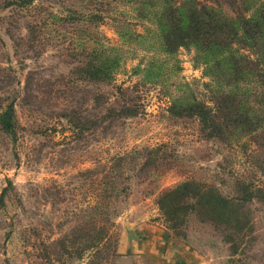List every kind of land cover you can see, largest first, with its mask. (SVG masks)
<instances>
[{
    "label": "rangeland",
    "instance_id": "rangeland-1",
    "mask_svg": "<svg viewBox=\"0 0 264 264\" xmlns=\"http://www.w3.org/2000/svg\"><path fill=\"white\" fill-rule=\"evenodd\" d=\"M11 1L23 0H0V109L13 100L20 128L13 141L0 127V264H117L113 248L101 247L107 262L87 249L91 213L103 224L107 210L120 240L129 222L165 225L157 205L165 188L196 180L235 196L237 181L264 182V142L207 140L197 119L169 114L174 99L192 94L213 106L211 77L195 49L168 58L122 38L154 28L137 16L142 0ZM111 48L121 56L113 79L92 80L82 67ZM153 56L166 61L156 82L136 71ZM117 156L126 160L111 173ZM154 161L155 173L145 166ZM247 208L255 240L236 257L223 233L195 214L178 231L205 264H264V202Z\"/></svg>",
    "mask_w": 264,
    "mask_h": 264
},
{
    "label": "trees",
    "instance_id": "trees-1",
    "mask_svg": "<svg viewBox=\"0 0 264 264\" xmlns=\"http://www.w3.org/2000/svg\"><path fill=\"white\" fill-rule=\"evenodd\" d=\"M34 1L8 4L27 6ZM223 2L233 8L235 16L227 14ZM140 3L141 7L136 9L138 18L150 22L154 28L146 27L145 33L124 31L122 38L168 58H175L181 48L195 49L197 65H203L205 74L211 77L212 84L208 86L213 106L192 94L174 99L169 114L179 119H197L207 140L218 139L230 146L234 142H264V90L259 92L254 88L255 85L264 88V0H142ZM96 51L82 69L92 80L111 81L121 56L114 53V48L101 51L100 55ZM158 60L153 56L148 67H138L137 73L144 72L147 81L160 80L166 61ZM123 113L135 115L137 110L125 107ZM0 127L13 141L18 139L20 124L13 100L5 102L0 109ZM125 160L124 156L114 158L109 171L112 173L114 167L123 166ZM156 165L159 166L157 161L145 163L154 168V173ZM119 172L122 175V169ZM116 177L110 179L111 187L105 192L108 200L116 190L113 181ZM236 183L239 189L235 196H225L217 187L196 180H186L159 191L157 205L165 218L164 227L187 243L186 234L178 229L195 214L201 222L211 223L223 233L232 257L244 253L250 241L255 240L247 205L254 199L264 202V182L261 185L243 180ZM125 191L127 187L123 186L119 193ZM100 217L103 224L95 214L90 215L87 227L90 239L86 246L107 262L109 253L105 256L101 247L105 245L106 251L113 248L111 255L118 257L119 238L112 233L114 222L110 213L102 210Z\"/></svg>",
    "mask_w": 264,
    "mask_h": 264
},
{
    "label": "crops",
    "instance_id": "crops-1",
    "mask_svg": "<svg viewBox=\"0 0 264 264\" xmlns=\"http://www.w3.org/2000/svg\"><path fill=\"white\" fill-rule=\"evenodd\" d=\"M118 243L117 264H205L201 251L155 221H132Z\"/></svg>",
    "mask_w": 264,
    "mask_h": 264
}]
</instances>
